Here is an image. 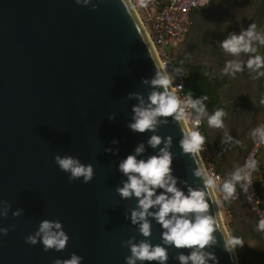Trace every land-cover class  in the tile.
Wrapping results in <instances>:
<instances>
[{
    "label": "water",
    "instance_id": "obj_1",
    "mask_svg": "<svg viewBox=\"0 0 264 264\" xmlns=\"http://www.w3.org/2000/svg\"><path fill=\"white\" fill-rule=\"evenodd\" d=\"M249 6L250 0H211L201 9L210 8L206 18L212 14L210 27L217 35L240 34L251 23L264 28V5L251 19ZM258 54L264 56V47ZM250 55L234 57L245 62L240 93L246 104L222 128L231 137L220 172L224 180L248 160L258 144L252 131L264 124V106L258 103L264 77L252 79L255 73L246 67ZM157 72H164L161 63L128 0H0V264H56L73 254L81 264H126L128 241L164 247L167 264H180L178 257L192 249L164 244L165 229L152 216L151 235L144 237L131 221L137 198L118 192L127 181L119 164L141 144L145 151L137 159L158 156L169 139L177 187L185 195L189 189L204 191L208 214L219 225L216 243L206 251L219 264H239L236 253L225 250V236H231L213 190L195 175L199 158L181 147L184 122L173 115L159 117L154 131L129 127L140 104L135 97L147 105L153 91L163 92L151 85ZM152 136L161 138L156 148L148 143ZM57 155L92 165L93 179L70 181L56 165ZM245 194L242 201L249 205ZM43 221L62 225L69 237L64 250L45 249L37 236Z\"/></svg>",
    "mask_w": 264,
    "mask_h": 264
},
{
    "label": "clouds",
    "instance_id": "obj_2",
    "mask_svg": "<svg viewBox=\"0 0 264 264\" xmlns=\"http://www.w3.org/2000/svg\"><path fill=\"white\" fill-rule=\"evenodd\" d=\"M79 4L81 0H76ZM88 2V0H85ZM211 0H201V5H208ZM222 3L223 0H216ZM264 5V0H250V6L245 10L247 18L251 19L259 6ZM264 47V28L257 23H251L247 29L242 30L240 34H231L222 41L221 48L234 57H240L241 54L250 55L246 61V67L255 75L253 80H259L264 77V56L258 54V48ZM245 62L234 59L227 63L224 73L235 77L237 73L243 70ZM148 83V81H145ZM172 80L165 72H157L156 77L151 81L155 89H163V92L153 91L148 97L149 103L145 105L142 97L139 99V106L134 108V122L129 125L132 131L144 133L154 131L159 117L173 116L177 121L186 122L190 114L186 115L185 109H194L197 118L192 121L193 128L186 129L181 147L184 153L199 154L205 144V137L200 131L195 130L200 124V117H207L209 127L222 129L225 127L223 110H217L209 115L204 100H193L190 96L181 102L176 95V89L171 88ZM253 104L257 103L255 98ZM259 105L264 106V93H261L258 100ZM227 135V134H226ZM252 137L254 142L264 144V124L253 129ZM231 140V137H227ZM161 138L152 136L149 145L156 148L161 144ZM115 143V142H114ZM171 140L167 142L166 147L160 149L158 156H152L147 160L137 159L145 151L144 145L141 144L135 150V155H129L119 164V170L127 177L124 186L118 189L122 198L128 199L135 197L138 200V209L131 214V221L134 225L139 226L140 233L144 237H150L151 225L148 217L152 216L159 222L163 229L164 244L174 246L177 249H192L190 254H181L178 259L180 264H209V261L219 264L217 257L207 252L206 249L216 243L214 232L219 225L212 215L208 214L209 203L206 202L205 192L200 190L189 189L185 195L177 187V180L172 175V155L168 150ZM55 163L59 169L69 174L70 181H76L83 178L84 183H89L94 176L92 165H85L80 160L71 157H55ZM257 162L254 159L245 161L242 167H238L230 179L224 180L219 187L225 200L237 198V187L248 193L251 184L252 172L256 169ZM197 177H204V182L209 189L216 188V181L208 176L203 166L195 172ZM163 192L157 194V190ZM150 209H156L151 212ZM6 214V213H5ZM20 213L17 212L16 215ZM256 230L264 233V218H261ZM37 236L41 237L45 249H55L62 251L66 248L69 237L62 230V225L58 222L52 223L43 221L41 223ZM28 241L32 244L37 242L35 237H29ZM245 242L242 238L225 236V250L230 254H235L244 247ZM131 250V256L126 259V264H137L138 261H156L158 264H167L168 255L164 247L159 245L153 246L146 241L139 244L128 241ZM255 241H249L248 247H255ZM82 258L73 254L67 261H57L56 264H81ZM238 261V258H237Z\"/></svg>",
    "mask_w": 264,
    "mask_h": 264
},
{
    "label": "flooded vegetation",
    "instance_id": "obj_3",
    "mask_svg": "<svg viewBox=\"0 0 264 264\" xmlns=\"http://www.w3.org/2000/svg\"><path fill=\"white\" fill-rule=\"evenodd\" d=\"M209 9L200 7L192 13V24L185 36L184 43L178 46L173 65L184 81L188 95L193 100L207 97V100L203 102L208 114L223 110L225 112L224 124H228L233 122L238 108L246 104V98L240 93L243 85L241 73H237L235 77L224 73V68L229 61L234 60V56L226 53L221 48V43L231 34L229 30H223L219 35L216 34L217 31L210 27L212 14L206 18V12ZM172 55L174 54L172 53ZM200 119L208 145L218 151L217 159L222 161L217 165V170L220 173L223 169L222 163L227 159L225 149L229 140L228 136L222 129L209 127L206 116L200 117ZM205 128L211 131V135L207 134ZM244 194V191L238 186V196L230 203L235 236L255 241L257 247L254 251L258 252L260 248L262 249L261 245L264 244V233L256 230L259 220L247 201L246 203L242 201Z\"/></svg>",
    "mask_w": 264,
    "mask_h": 264
},
{
    "label": "built area",
    "instance_id": "obj_4",
    "mask_svg": "<svg viewBox=\"0 0 264 264\" xmlns=\"http://www.w3.org/2000/svg\"><path fill=\"white\" fill-rule=\"evenodd\" d=\"M128 1L153 46L163 71L172 80L170 87L176 89L177 97L183 102L188 96L185 93L184 81L173 65L172 51L185 40L191 25L192 13L202 6L201 0ZM185 112L186 115L190 114V116L184 123L188 124L187 129H192L194 127L192 121L197 118V113L190 108H186ZM195 130L200 131L205 137L203 149L197 156L208 176L216 181L217 187L212 190L215 197H222L218 204L220 210L224 209V204H227L228 200H225L222 192L218 190L223 183L216 164L218 151L208 145L201 119L198 128ZM250 158L257 162V167L252 172L251 184L246 194L250 208L264 218V144L258 143L248 159ZM262 264H264V259Z\"/></svg>",
    "mask_w": 264,
    "mask_h": 264
},
{
    "label": "rangeland",
    "instance_id": "obj_5",
    "mask_svg": "<svg viewBox=\"0 0 264 264\" xmlns=\"http://www.w3.org/2000/svg\"><path fill=\"white\" fill-rule=\"evenodd\" d=\"M184 41H183V43H184ZM177 49H178V47L172 51L174 56L176 55ZM216 199H218L217 202L219 203L220 199L217 196H216ZM224 206H225L224 209H221V215L225 214L227 217V220H225V223H224L225 225L224 224L223 225H224L226 231L232 237V236H235V227L233 225L232 212L229 209L228 204L225 203ZM249 241H253V240L245 239L244 240V242H245L244 247L240 248L236 253L239 264H262V261L264 259L263 248L262 249L260 248V251L255 252L254 250L256 249L257 244L255 247H248Z\"/></svg>",
    "mask_w": 264,
    "mask_h": 264
},
{
    "label": "bare ground",
    "instance_id": "obj_6",
    "mask_svg": "<svg viewBox=\"0 0 264 264\" xmlns=\"http://www.w3.org/2000/svg\"><path fill=\"white\" fill-rule=\"evenodd\" d=\"M153 47V46H152ZM154 49V48H153ZM155 51V50H154ZM156 53V52H155ZM157 55V54H156ZM185 124V126H186V128H188L187 127V125H186V123H184ZM219 198V197H218ZM220 200L222 199V197H220L219 198ZM216 200H218V199H216ZM225 215V214H224ZM223 214L221 215V218H222V222H223V224L225 223V220H227V217H226V215L224 216ZM228 216V215H227ZM225 225V224H224Z\"/></svg>",
    "mask_w": 264,
    "mask_h": 264
},
{
    "label": "trees",
    "instance_id": "obj_7",
    "mask_svg": "<svg viewBox=\"0 0 264 264\" xmlns=\"http://www.w3.org/2000/svg\"><path fill=\"white\" fill-rule=\"evenodd\" d=\"M172 59H174V55H172ZM186 95L189 97L187 90L185 89ZM219 154V153H218Z\"/></svg>",
    "mask_w": 264,
    "mask_h": 264
}]
</instances>
